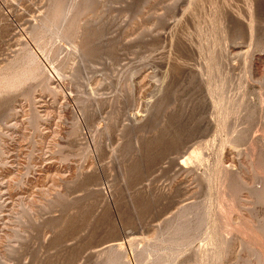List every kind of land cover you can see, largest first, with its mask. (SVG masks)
<instances>
[{"label": "rangeland", "instance_id": "1", "mask_svg": "<svg viewBox=\"0 0 264 264\" xmlns=\"http://www.w3.org/2000/svg\"><path fill=\"white\" fill-rule=\"evenodd\" d=\"M247 1L0 0V264H264Z\"/></svg>", "mask_w": 264, "mask_h": 264}, {"label": "bare ground", "instance_id": "2", "mask_svg": "<svg viewBox=\"0 0 264 264\" xmlns=\"http://www.w3.org/2000/svg\"><path fill=\"white\" fill-rule=\"evenodd\" d=\"M237 2H239L240 3V7H241V14H239L238 13V10H237V12L236 11H234L233 9H231L230 7H229V5L228 4H226V5H228V7H227V9H226V14H227V16L230 18V19H232V20H234V21H236V22H240L241 23V25H242V27L244 28V33L250 38L251 37V29H252V25H251V20H250V13H251V11L249 10V5H248V1L247 0H236ZM189 2H191V1H189ZM193 2V1H192ZM201 2V1H200ZM201 3H203V2H201ZM192 4V3H191ZM190 4V5H191ZM213 5V4H212ZM233 5V4H232ZM235 6V5H234ZM251 7V6H250ZM224 8V7H223ZM210 9V8H209ZM216 9V8H215ZM190 10V9H189ZM214 10V9H213ZM191 11V10H190ZM199 11V10H198ZM203 11V10H202ZM184 12V11H183ZM197 12V11H196ZM223 13V12H222ZM182 14V13H181ZM194 14V13H193ZM200 14V13H199ZM184 15V14H183ZM224 15V14H223ZM185 16V15H184ZM189 15H187V16H185V17H188ZM202 16V15H201ZM181 17V16H180ZM183 17V16H182ZM224 17V16H223ZM245 17H247L248 18V20L247 19H245ZM190 17H188L186 20H188ZM193 17H191V19H192ZM225 18V17H224ZM182 19V18H181ZM185 18L183 17V20H184ZM200 19V18H199ZM203 19V18H202ZM212 19H213V16H212ZM194 20V19H193ZM222 20H224V19H222ZM192 22V20H189V22ZM195 21V20H194ZM193 21V22H194ZM208 21V20H207ZM225 22V21H224ZM189 24V23H188ZM194 23H192V25H193ZM202 24V23H201ZM209 24V23H208ZM186 25V24H185ZM195 27V26H194ZM187 28V27H186ZM222 30V29H221ZM189 31V30H188ZM223 31V30H222ZM186 32V31H185ZM216 32V31H215ZM224 33V32H223ZM181 35V34H180ZM183 35V34H182ZM181 35V36H182ZM213 35V34H212ZM196 36V35H195ZM187 37V36H186ZM183 38V37H182ZM180 40V39H179ZM183 40V39H182ZM180 46H181V44H180ZM207 62H208V60H207ZM213 90V89H212ZM225 120V119H224ZM219 251V250H218ZM217 255H219L218 253H217ZM216 256V255H215ZM217 259V258H216Z\"/></svg>", "mask_w": 264, "mask_h": 264}]
</instances>
